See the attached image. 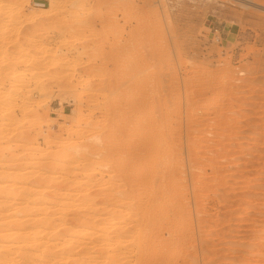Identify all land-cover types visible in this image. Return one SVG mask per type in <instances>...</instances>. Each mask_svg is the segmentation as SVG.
I'll return each mask as SVG.
<instances>
[{"label": "rangeland", "instance_id": "374dc122", "mask_svg": "<svg viewBox=\"0 0 264 264\" xmlns=\"http://www.w3.org/2000/svg\"><path fill=\"white\" fill-rule=\"evenodd\" d=\"M162 252L264 264V0H0V264Z\"/></svg>", "mask_w": 264, "mask_h": 264}, {"label": "bare ground", "instance_id": "6f19581e", "mask_svg": "<svg viewBox=\"0 0 264 264\" xmlns=\"http://www.w3.org/2000/svg\"><path fill=\"white\" fill-rule=\"evenodd\" d=\"M70 3H71V2H70ZM52 5H53V4H52ZM157 117H158V116H157ZM156 120H157V119H156ZM143 123H144V122H143ZM141 125H142V124H141ZM145 125H146V124H145ZM150 125H151V124H150ZM148 126H149V125H148ZM143 128H144V127H143ZM147 128H148V127H147ZM148 129H149V128H148ZM151 129H152V128H151ZM139 130H140V129H139ZM151 131H152V130H151ZM141 134H142V133H141ZM145 134H146V133H145ZM139 135H140V133H139ZM137 136H138V135H137ZM143 136H144V135H143ZM143 136H142V137H143ZM146 136H147V135H146ZM146 136H145V137H146ZM160 136H161V135H160ZM156 137H158V136H156ZM140 138H141V137H140ZM150 138H151V137H150ZM138 139H139V138H138ZM139 140H140V139H139ZM148 140H149V139H148ZM151 140H154V139H151ZM159 140H160V139H159ZM137 141H138V140H137ZM135 142H136V141H135ZM147 142H148V141H147ZM150 142H151V141H150ZM155 142H156V141H155ZM159 142H160V141H159ZM137 143H138V142H137ZM153 143H154V142H153ZM157 143H158V141H157ZM108 144H109V143H108ZM135 144H136V143H135ZM109 145H110V144H109ZM133 145H134V144H133ZM146 145H147V144H146V138H144V139H142V141H139V143L136 144V145L133 147V149H134L133 151H135V152H134L135 155L132 153V154L134 155V157H135L134 160L136 159L137 161H139V159H141L140 156H143V155L146 156V155L148 154V153L146 154V148H147ZM152 145H156V144H152ZM158 145H159V144H158ZM112 146H113V145H112ZM106 147H107V146H106ZM106 147H105V149H106ZM109 147H110V146H109ZM113 147H114V146H113ZM125 147H126V146H125ZM125 147H124V148H125ZM151 147H152V146H151ZM157 148H158V147H157ZM157 148L155 149V151L157 150ZM102 149H104V148H102ZM102 149H101V150H102ZM105 149H104L103 151H105ZM110 149H111V148H110ZM114 149H115V148H114ZM129 149H130V148H129ZM107 150H108V149H107ZM115 150H116V149H115ZM153 150H154V147H153ZM153 150H152V151H153ZM160 150H161V149H160ZM160 150H159V151H160ZM108 151H109V150H108ZM131 151H132V150H131ZM150 151H151V150H150ZM152 151H151V152H152ZM155 151H153V152H155ZM100 152H102V151H100ZM105 152H106V151H105ZM105 152H103V153H105ZM109 152H111V151H109ZM121 152H122V151H121ZM168 152H170V151H168ZM115 153H117V152H115ZM140 153H141V155H140ZM160 153H161V152H160ZM164 153H165V151H164ZM153 154H155V153H153ZM157 154H158V153H157ZM166 154H167V153H166ZM170 154H171V153H170ZM113 155H114V154H113ZM113 155H112V156H113ZM130 155H131V154H130ZM163 155H164V154H163ZM163 155L161 156L162 158L164 157ZM104 156H106V155H104ZM110 156H111V155H110ZM144 156H143V157H144ZM149 156H150V155H149ZM114 157H115V155H114ZM154 157H155V156H154ZM148 158H149V157H148ZM170 158H171V157H170ZM104 159H105V158H104ZM104 159H103V160H104ZM110 159L112 160V158H110ZM172 159H173V158H172ZM136 160H135V161H136ZM148 160H149V159H148ZM167 160H168V159H167ZM167 160H166V161H167ZM104 161H105V160H104ZM130 161H131V160H130ZM132 161H133V160H132ZM140 161H141V160H140ZM142 161H143V160H142ZM114 163H115V162H114ZM131 163H133V162H131ZM144 163H145V162H144ZM166 163H167V162H165V164H166ZM112 164H113V163H112ZM170 164H171V163H170ZM171 166H172V165H171ZM111 167H113V166H111ZM141 167H142V166H141ZM166 167H167V164H166ZM173 167H174V166H173ZM115 168H116V167H115ZM167 169H168V168H167ZM171 169H173V168H171ZM110 170H111L110 172L113 171L111 168H110ZM140 170H141V169H140ZM148 170H149V169H148ZM148 170H147V172H148ZM153 170H154V169H153ZM116 171H117V170H116ZM126 171H127V170H126ZM141 171H142V170H141ZM149 171H151V170H149ZM163 171H165V170H163ZM172 171H173V170H172ZM142 172H143V171H142ZM159 172H160V171H159ZM166 172H167V171H166ZM166 172H164V173L166 174ZM103 173H104V172H103ZM117 173H118V172H117ZM150 173H151V172H150ZM150 173H149V174H150ZM160 173H163V172H160ZM119 174H120V173H119ZM124 174H125V173H124ZM129 174H131V173L129 172ZM149 174H148V176L151 175V174H150V175H149ZM172 174H173V173H172ZM116 175H117V174H116ZM137 175H138V174H137ZM154 175H155V174H154ZM117 176H118V175H117ZM135 176H136V175H135ZM135 176H134V177H135ZM148 176H147V177H148ZM157 176H160V175L158 174ZM157 176L155 175V179H153V180L158 179ZM161 176H163V175L161 174ZM140 177H141V176H140ZM153 177H154V176H153ZM164 178H165V177H164ZM166 178H167V177H166ZM169 178L171 179V177H169ZM145 179H146V178H145ZM151 179H152V178H151ZM159 179H160V178H159ZM159 179H158V181H165V180L163 179V177H161L160 180H159ZM162 179H163V180H162ZM132 180H133V179H132ZM136 180H137V179H136ZM136 180H135V181H136ZM149 181H150V180H149ZM125 182H126V181H125ZM130 182H131V181H130ZM130 182H129V183H130ZM147 182H148V181H147ZM151 182H152V181H151ZM156 182H157V181H156ZM135 183L140 184V183H143V182H142V180L139 179V181H137V182H135ZM154 183H155V181H154ZM159 183H160V182H159ZM159 183L157 182L158 186H160ZM161 183H163V182H161ZM143 184H144V183H143ZM148 184H149V183H148ZM132 185H133V184H132ZM162 185H163V184H162ZM162 185H161V187H162ZM138 186H139V185H138ZM151 187H152V186H151ZM161 187H160V188H161ZM164 187H165V186H164ZM145 188H146V187H145ZM149 188H150V187H149ZM152 188H153V187H152ZM157 188H159V187H157ZM130 189H131V188H130ZM166 190H168V189H166ZM166 190H165V191H166ZM159 191H160V190H158V192H159ZM162 191L164 192V189H163ZM173 192H174V191H173ZM175 193H176V192H175ZM157 194H158V193H157ZM157 194H156V195H157ZM159 194H160V193H159ZM162 194H163V193H162ZM172 194H173V193H172ZM132 195H133V194H132ZM136 195H137V194H136ZM136 195H135V196L133 195V196L136 197ZM153 195H154V194H153ZM167 195H168V194H167ZM173 195H174V194H173ZM130 196H131V195H130ZM133 196H131V197H133ZM161 196L164 197V195H161V194H160L159 197H161ZM150 197H151V196H150ZM155 197H156V196H155ZM157 197H158V196H157ZM165 197H166V196H165ZM167 197H168V196H167ZM136 198H138V197H136ZM138 199H139V198H138ZM118 200H119V199H118ZM118 200H117V202H118ZM134 201H135V200H134ZM151 201L153 202L154 200L151 198V200H150L149 202H151ZM117 202H116V203H117ZM105 203H106V202H105ZM121 203H122V202H121ZM137 203H138V202H137ZM146 203H147V202H146ZM106 204H107V203H106ZM129 204H130V203H129ZM133 204H134V203H133ZM114 205H115V204H114ZM149 205H150V204H149ZM111 206H112V205H111ZM112 207H113V206H112ZM122 207H123V206H122ZM136 207H137V206H136ZM138 207H139V205H138ZM138 207H137V208H138ZM140 208H141V207H140ZM144 208H145V206H144ZM172 209H174V208H172ZM175 209H176V208H175ZM173 211H174V210H173ZM137 212H138V211H137ZM146 212H147V211H146ZM138 213H139V212H138ZM146 214H147V213H146ZM141 215H142V214H141ZM147 219H148V218H147ZM148 221H149V220H148ZM140 222H141V221H140ZM146 222H147V221H146ZM103 223H104V222H103ZM165 223H166V222H165ZM133 224H134V223H133ZM139 224H140V225H138V226H142L143 222H142V224H141V223H139ZM151 224H152V223H151ZM131 225H132V224H131ZM160 225H161V224H160ZM148 226H149V225H147V227H148ZM168 226H171V225H168ZM172 226H173V225H172ZM113 227H114V226H113ZM117 227H118V226H117ZM122 227H123V225H122ZM135 227H136V226H135ZM149 227H150V226H149ZM173 227H175V224H174ZM173 227H172V228H173ZM127 228H128V227H127ZM115 229H116V228H115ZM115 229H114V230H115ZM125 229H126V228H125ZM125 229H123V228H121V227H120V228H117V230H116V231H117V234L115 233L116 235H114V236H118V237H117V239H118L119 236H122L121 234H122L123 232H125V231L128 230V229H127V230H125ZM140 229H141V228H140ZM164 230H166V231L169 233V235L174 234L170 228H168V227H163L161 230H159V231H157V232L155 231V232H156L155 234L152 233V234H154V235H153V237H154L153 239L156 240V242H160V243H161V240H163L162 242L165 241V240H164V239H165V238H164V232L166 233V231H164ZM103 231H104V226H103ZM130 231H131V230H130ZM111 232H113V231L111 230ZM114 232H115V231H114ZM137 232H138V231H137ZM180 232H181V231H180ZM37 233H38V232H37ZM37 233H35V234H37ZM175 233H176V232H175ZM175 235H176V234H175ZM175 235H173V236H175ZM179 235H180V234H179ZM167 236H168V235H167ZM167 236H166V237H167ZM168 237H169V236H168ZM171 237H172V235H171ZM171 237H170V239H171ZM112 238H113V237H112ZM147 238L149 239V237H147ZM24 239H25V238H24ZM55 239H56V238H55ZM117 239L115 238L116 243L118 242ZM153 239H152V240L149 239V241H152L153 243L151 242V244L154 246V244L156 245V243L154 242ZM166 239H167V238H166ZM168 239H169V238H168ZM176 239H177V238H175L173 241L175 242ZM182 239H183V238H182ZM182 239H181V240H182ZM185 239H186V238H185ZM185 239H184V240H185ZM115 240H114V241H115ZM139 240H140V239H139ZM114 241H113V242H114ZM144 241H145V240H144ZM149 241L147 242V240H146L145 242H147L148 245H150V244H149ZM178 241H179V240H178ZM136 242H137V240H136ZM140 242H141V241H140ZM165 242H166V241H165ZM171 242H172V241H171ZM179 242H180V241H179ZM187 242H188V241H187ZM56 243H57V242H56ZM108 243H109V242H108ZM134 243H135V242H134ZM141 243H142V242H141ZM141 243L139 244V241H138V244H139V245L137 244L138 247L141 246ZM109 244H110V243H109ZM114 244H115V243H114ZM142 244H143V243H142ZM144 244H145V243H144ZM162 244H163V243H162ZM145 245H146V244H145ZM157 245H158V244H157ZM160 245H161V244H160ZM160 245H159V246H160ZM135 246H136V244H135ZM165 246H166V243H165ZM138 247H137V248L135 247V248L138 249ZM148 247H152V246H148ZM161 247H162V246H161ZM163 247H164V246H163ZM163 247H162V248H163ZM167 247H170V246L168 245ZM51 248H52V247H51ZM140 248H141V247H140ZM146 248H147V247H146ZM148 249H149V248H148ZM158 249H159V248H158ZM168 249H169V248H168ZM171 249H172V246H171ZM166 250H167V249H166ZM147 251H148V250H147ZM152 251H153V250H152ZM168 251H169V250H168ZM163 252H164V251H163ZM163 252L160 253V254H158V255H156V256H155L154 254L151 255V254H152V253H151V254H150V255H151V258L149 257V260L147 259V261L150 262V264H151V263H152V264H157V263H160V262H164V261H165L166 259H168L169 257L167 258V257H166L167 254L165 255V253L163 254ZM148 254H149V253H148ZM155 254H157V253H155ZM150 255H149V256H150ZM168 255H169V254H168ZM147 258H148V256H147ZM147 261H146V262H147ZM147 264H149V263H147Z\"/></svg>", "mask_w": 264, "mask_h": 264}]
</instances>
